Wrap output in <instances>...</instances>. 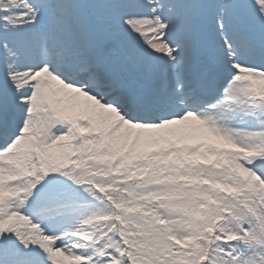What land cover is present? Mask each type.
<instances>
[{
	"label": "snow or ice",
	"instance_id": "obj_1",
	"mask_svg": "<svg viewBox=\"0 0 264 264\" xmlns=\"http://www.w3.org/2000/svg\"><path fill=\"white\" fill-rule=\"evenodd\" d=\"M0 264H264V0H0Z\"/></svg>",
	"mask_w": 264,
	"mask_h": 264
}]
</instances>
